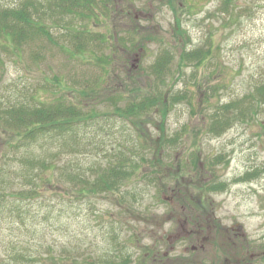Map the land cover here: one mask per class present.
I'll return each instance as SVG.
<instances>
[{
  "label": "rangeland",
  "instance_id": "1",
  "mask_svg": "<svg viewBox=\"0 0 264 264\" xmlns=\"http://www.w3.org/2000/svg\"><path fill=\"white\" fill-rule=\"evenodd\" d=\"M225 1L100 0L102 9L130 18L120 14L111 22L86 23L90 31L121 40L137 29L156 38L145 50L130 53L117 44L110 76L102 70L111 55L109 47L96 48L95 54L89 48L92 52L72 57L60 49L67 40L56 30L54 44L40 41L18 55L0 46V107L15 105L24 94L37 102L60 97L74 102L77 98L68 88L74 85L78 90L87 84L99 93L94 95L96 106L88 107L97 108L94 112L100 116L89 120V131L79 143L83 147L45 145L41 158L51 160L50 153L59 152L60 166L89 171L95 162H116L122 146L137 148L140 143L147 148L132 122L119 115L140 96L136 93L150 95L158 85L160 91L169 90L170 98L185 97L166 122V135H179V144L163 160L180 165L189 161L190 168L183 187L174 189L167 180L166 188L157 189L150 179L154 166L147 162V151L139 168L146 176L123 188L121 195L89 200L57 188L45 200L28 201L24 220H18V213L0 214V264L16 251L23 257L19 264H104L113 256L119 261L131 258V264H264V106L251 109L257 111L255 116L249 113L246 122H237L220 137L207 134L209 117L218 106L256 97L255 90L264 86V0H235L227 7ZM25 2L0 0V7ZM179 26L186 37H181ZM201 48L212 52L207 61L183 65L184 50ZM163 49L172 54V78L160 83L150 67ZM160 121L155 113L144 125L146 132L153 130L154 139ZM193 153L199 154V170L193 168ZM219 156L224 162L217 163ZM247 174L257 176L243 181ZM198 181L225 184L226 189L202 194ZM188 200L204 211L202 228L191 221L197 209L191 208L190 214ZM242 242L248 251L240 250ZM149 247L156 254L150 259L145 254Z\"/></svg>",
  "mask_w": 264,
  "mask_h": 264
},
{
  "label": "trees",
  "instance_id": "2",
  "mask_svg": "<svg viewBox=\"0 0 264 264\" xmlns=\"http://www.w3.org/2000/svg\"><path fill=\"white\" fill-rule=\"evenodd\" d=\"M99 1L46 0V3L39 5V7L35 2L27 0L21 6H1L0 46H3L4 50L13 51L18 55L19 52H23V48L40 41L54 44L53 35L56 30L67 40V44L61 45L60 49L72 57L74 54L85 55L87 52H92L89 48L94 53L96 48L109 47L111 55H107L108 64L102 70L105 73L108 72L107 76H110L114 66L112 65L114 63L110 62L113 61L112 56L115 55L113 48L117 49L122 46L127 53L145 50L146 44L152 40L156 41V38L137 29L125 33L121 40L116 36L108 37L110 34L105 36L90 31L86 23L99 25L102 21L111 22L114 21L111 19L113 16L118 17L120 14L129 17L128 13L108 11V7L105 6L102 9ZM234 1H225L226 7ZM178 28L183 33L181 37H186L185 31L180 26ZM211 54L210 49L201 48L191 52L184 50L180 57L183 65L192 62L199 65L207 61ZM33 59L37 60V57L33 56ZM171 59L172 54L167 49H163L155 63L150 67L151 74L160 83H163V80L169 76L172 78ZM191 60L194 61L190 62ZM75 86L68 87L70 93L77 98V101L74 102L62 97L37 102L34 96L28 100L24 94V96H20L15 105L0 107V214L18 213V220H24V214L29 205L28 201L45 200L52 190L57 188H63V192H75L78 196L89 200L100 196L121 195L123 188L134 182L135 179L146 176L139 168L145 162L144 154L147 151L152 158V160L149 158L147 162L150 161L154 166V173L150 179L157 186V189L166 188L165 182L170 180L173 182L174 189L177 188L178 190L181 188L180 186H184L182 179L190 176L189 161H186L185 165H180L174 160L171 164H166L163 160V157L169 155V149L179 144V135L173 138L166 135V122L175 105L185 100V97L173 96L170 98L168 97L169 90L160 91L158 85H155L156 92H152L150 95L141 94V92L136 93L140 96L131 102L129 101L127 107L119 115L126 121L132 122L140 139L148 145L147 148L140 143H138L137 148L135 146H122L116 155V157L119 156L116 162L109 161L105 164L95 162L89 171L75 170L70 165H68L69 168L60 166L56 160L60 156L59 152L50 153L52 155L51 160L41 158L45 152V145L49 146V144L59 142L65 143V146H69L71 150L75 147H83L79 143L83 133L89 131V124L91 123L89 120H94L100 116L94 112L97 108L88 107L90 105L96 106L94 95L99 93L87 84L79 85L78 90ZM255 91L256 97L248 95L242 101L218 106L209 117L207 134L220 137L237 122H246L252 113L251 109H259L264 106V86ZM247 106L248 110L245 109ZM256 112L255 110L252 113V117L255 116ZM155 113H159L161 121L158 125L160 134L154 139L153 130L146 132L144 125L147 124L150 115ZM150 139L153 140L151 144ZM224 159L223 156L216 158L217 163L224 162ZM198 160L199 154L193 153L191 159L193 168L199 170L197 168ZM256 176L257 174H247L243 181L253 179ZM198 185V188L201 187L202 189L200 190L202 194L204 191L217 193L226 189V185L221 183L206 186L199 182ZM72 186L76 187L75 191ZM182 201L180 199L178 203L185 205L183 204L185 201ZM186 204H189L188 211L190 214L193 213L191 208L197 209V214L191 215L190 218L191 221L195 222V226L200 224L202 228V224L205 223L201 222L202 219L199 220V218L204 216V211L200 207L194 206V203L189 200ZM186 218L189 220V214ZM242 243L240 250L248 251V245ZM152 249L149 247L145 252L149 255V259L156 255ZM232 249L235 247L232 246ZM112 254L111 256H113ZM9 257L11 258H8L3 264H19L23 260L21 253L17 251L11 253ZM28 258L26 256V260ZM108 258L111 261L104 264L132 263L131 258H124L120 261L116 256ZM59 259L64 260V258ZM73 261L75 260L73 259Z\"/></svg>",
  "mask_w": 264,
  "mask_h": 264
},
{
  "label": "flooded vegetation",
  "instance_id": "3",
  "mask_svg": "<svg viewBox=\"0 0 264 264\" xmlns=\"http://www.w3.org/2000/svg\"><path fill=\"white\" fill-rule=\"evenodd\" d=\"M197 227H200V224H196Z\"/></svg>",
  "mask_w": 264,
  "mask_h": 264
}]
</instances>
